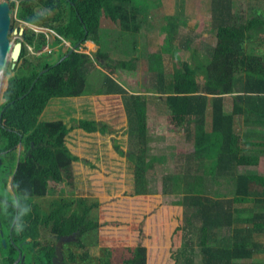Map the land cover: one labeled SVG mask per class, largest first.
Listing matches in <instances>:
<instances>
[{"label": "trees", "instance_id": "trees-1", "mask_svg": "<svg viewBox=\"0 0 264 264\" xmlns=\"http://www.w3.org/2000/svg\"><path fill=\"white\" fill-rule=\"evenodd\" d=\"M136 1L10 2L12 11L17 8L18 20L45 26L53 35L49 40L41 28L25 27L18 33L17 41L23 43L20 58L14 68L8 66L14 74L8 77L3 92L2 117L5 125L28 138L29 146L33 144L32 155L20 161L14 185L19 193L29 196L31 210H73L70 218L63 217L62 232L71 231L73 225L79 236L80 257L91 258L86 245L92 237L97 240L99 199L53 196L46 209L37 200L47 194L49 179L60 180L61 169L69 171L64 151L55 154L61 148L52 149L54 140L60 141L56 133L67 131V126L62 119L48 120L42 114L53 102L67 106L69 97L119 94L128 124L125 159L132 186L129 195L160 192L169 204L184 209L182 243L173 255L174 264H264V174L259 169L264 157V52L249 51L264 44V0L250 5L246 17L233 10V0H211L210 26L220 42L217 46L202 44L203 52L194 47V38L186 31L190 29L188 17L167 15L160 27L165 35L162 52L171 55L176 68L169 73L159 70L156 56L142 53L149 82L143 92H129L99 66L120 67L122 57L116 60L103 55L102 50L121 45L120 51L127 54L135 34L128 37L126 31L103 28L101 18L105 11L122 22L124 14L119 11ZM149 1L145 0L151 4ZM66 40L71 47L90 40L98 49L89 54L79 46L57 64L70 49L64 46ZM47 44L51 52L36 54ZM183 50L190 52L189 58L183 56ZM2 81L0 93L5 79ZM151 103L163 107L176 129L193 142L186 151L177 152L183 158L180 169L161 174V189L156 168L165 169L168 161L167 154L154 152L148 125ZM238 119L241 134L235 130ZM77 127L105 133V126L101 129L94 120L80 119ZM113 251L103 248L100 264H113ZM126 252L120 264H147L144 245L127 247Z\"/></svg>", "mask_w": 264, "mask_h": 264}, {"label": "rangeland", "instance_id": "rangeland-1", "mask_svg": "<svg viewBox=\"0 0 264 264\" xmlns=\"http://www.w3.org/2000/svg\"><path fill=\"white\" fill-rule=\"evenodd\" d=\"M149 2L151 4L146 3L145 0H138L136 4L130 3L122 7L119 11V14H124L122 22L105 14V11L101 18L103 28L117 32L126 31L128 37L135 34L131 50L127 54L120 51L121 45L113 50L108 46L102 50L103 55L107 53L106 55H111L116 60L122 57L123 64L120 67L98 65L129 92H143L149 82L148 64L142 53H153L156 56L155 66L159 70L169 73L176 68V61L171 55L162 52L165 35L160 31V27L166 22L167 15L181 14L188 17L190 29L187 27L186 31L193 36L194 47L201 52L205 49L202 44L217 46L220 42L218 35L210 26L211 0H151ZM256 3V0H233V10L246 17L248 7ZM11 16L13 30L10 29L9 35L11 41L16 42L20 38L19 29L26 25L18 20L17 8L11 11ZM27 26L30 27L29 24ZM42 32L52 40L53 35L49 31ZM51 32L55 33L53 30ZM112 37L114 38L113 34ZM66 41L63 43L68 47L69 41ZM54 48L57 49L56 46ZM250 48L249 51L255 54L264 52V44ZM51 49L48 46L44 51L51 52ZM97 49L98 46L90 40L79 47L80 51L89 54H93ZM41 53L36 52V54ZM183 54L185 57H190L188 51L183 50ZM12 62L9 59L7 68ZM13 74L12 69L5 70L6 85L8 77ZM4 91L5 89L0 95V102L4 99ZM65 103L67 106L60 107L59 103L53 102L46 107L42 117L48 120L62 119L65 122L67 131L56 133L60 141L54 140L52 149L55 152L61 148L55 154L64 151V155L68 157V163H65L69 171L61 169L60 180L49 179L47 194L37 200L47 208L53 196L74 195L99 199L100 205L96 210L99 222L97 240L92 237L88 243L92 246L90 253L95 259L93 257L80 259L81 264H100L99 258L105 247L114 250L113 264H120L122 257L127 254L126 248L137 244L146 247L147 264H174L173 255L182 243L184 209L169 204L168 198L160 192L139 196L129 195L132 186L126 171L125 159L128 124L121 96L119 94L84 95L69 97ZM64 109L67 111L65 112ZM80 119L94 120L101 129L105 126L103 129L105 133L99 130L90 133L78 128ZM240 123L241 119L235 123L237 134L242 132ZM148 125L149 131L153 134L154 152L158 155L167 154L168 163L165 169L158 166L156 168L161 189V174L165 171L179 170L183 158L177 155V152L186 151L193 142L186 139L184 131L176 129L174 123L166 116L163 107L158 108L154 103L150 104L148 111ZM69 126L74 128L70 129ZM60 142L63 143L62 146ZM259 166L260 172L264 174V157L260 159Z\"/></svg>", "mask_w": 264, "mask_h": 264}, {"label": "flooded vegetation", "instance_id": "flooded-vegetation-1", "mask_svg": "<svg viewBox=\"0 0 264 264\" xmlns=\"http://www.w3.org/2000/svg\"><path fill=\"white\" fill-rule=\"evenodd\" d=\"M21 22L25 27L29 24L35 31L46 29L45 26L39 28L32 23ZM48 46L44 45L38 52H44ZM69 46L71 48L70 41ZM5 86L6 83L1 92ZM1 109L0 107V264H81L80 259L83 258L79 255L81 248L78 232L73 225L71 231L62 232L63 217L70 218L73 210H31L29 196L16 189L14 180L20 161L32 155L33 144L28 145V138L20 130L5 125ZM86 247L91 258L95 259L90 253L92 246Z\"/></svg>", "mask_w": 264, "mask_h": 264}, {"label": "water", "instance_id": "water-1", "mask_svg": "<svg viewBox=\"0 0 264 264\" xmlns=\"http://www.w3.org/2000/svg\"><path fill=\"white\" fill-rule=\"evenodd\" d=\"M14 1L18 3L20 0H14ZM11 11L12 10H11L10 0H0V87L3 83L2 80H3L4 72L7 68L9 59L13 61L12 67H14L16 65V62L20 58L22 46H23L22 40L12 42L10 39L9 33L11 29V24H12ZM23 30L24 29L21 28L19 33L22 34ZM79 46H80V43H77L73 47H71L69 51L67 52V54H65L64 57H62L58 61V63H60L63 59H65L70 54H72ZM47 70L48 68L42 70L41 73ZM35 81L33 82V84L35 83ZM7 86L8 84L6 85V88ZM31 89H32V86L29 88V90ZM0 94H2V92Z\"/></svg>", "mask_w": 264, "mask_h": 264}, {"label": "bare ground", "instance_id": "bare-ground-1", "mask_svg": "<svg viewBox=\"0 0 264 264\" xmlns=\"http://www.w3.org/2000/svg\"><path fill=\"white\" fill-rule=\"evenodd\" d=\"M39 33V32H38ZM42 33V32H41ZM67 42V41H66Z\"/></svg>", "mask_w": 264, "mask_h": 264}, {"label": "clouds", "instance_id": "clouds-1", "mask_svg": "<svg viewBox=\"0 0 264 264\" xmlns=\"http://www.w3.org/2000/svg\"><path fill=\"white\" fill-rule=\"evenodd\" d=\"M77 50H78V48H77Z\"/></svg>", "mask_w": 264, "mask_h": 264}, {"label": "crops", "instance_id": "crops-1", "mask_svg": "<svg viewBox=\"0 0 264 264\" xmlns=\"http://www.w3.org/2000/svg\"><path fill=\"white\" fill-rule=\"evenodd\" d=\"M94 43V42H93ZM95 44V43H94Z\"/></svg>", "mask_w": 264, "mask_h": 264}, {"label": "built area", "instance_id": "built-area-1", "mask_svg": "<svg viewBox=\"0 0 264 264\" xmlns=\"http://www.w3.org/2000/svg\"><path fill=\"white\" fill-rule=\"evenodd\" d=\"M69 45V44H68Z\"/></svg>", "mask_w": 264, "mask_h": 264}]
</instances>
